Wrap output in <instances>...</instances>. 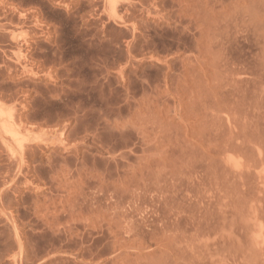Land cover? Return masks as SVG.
I'll return each instance as SVG.
<instances>
[{
	"label": "rangeland",
	"instance_id": "1",
	"mask_svg": "<svg viewBox=\"0 0 264 264\" xmlns=\"http://www.w3.org/2000/svg\"><path fill=\"white\" fill-rule=\"evenodd\" d=\"M110 1L0 0V264H264V0Z\"/></svg>",
	"mask_w": 264,
	"mask_h": 264
},
{
	"label": "bare ground",
	"instance_id": "2",
	"mask_svg": "<svg viewBox=\"0 0 264 264\" xmlns=\"http://www.w3.org/2000/svg\"><path fill=\"white\" fill-rule=\"evenodd\" d=\"M109 4L114 5V4H113V0L110 1ZM0 109H1V107H0ZM3 115H4V112H3L2 110H0V117L3 116ZM3 127H5V129L7 128L6 126H3ZM4 131H5V130H4ZM7 131H8V129H7ZM7 131H6V132H7ZM9 131H10V130H9ZM9 131H8V132H9ZM11 133H12V132H11ZM14 136H15V135H14ZM14 136H13V137H14ZM19 145H20V144H19Z\"/></svg>",
	"mask_w": 264,
	"mask_h": 264
}]
</instances>
